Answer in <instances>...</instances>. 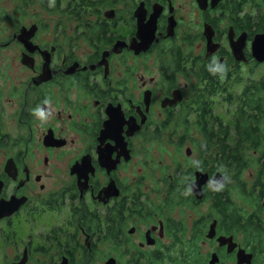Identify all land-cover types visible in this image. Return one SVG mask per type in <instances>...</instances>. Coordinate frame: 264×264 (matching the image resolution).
<instances>
[{
  "label": "flooded vegetation",
  "instance_id": "flooded-vegetation-1",
  "mask_svg": "<svg viewBox=\"0 0 264 264\" xmlns=\"http://www.w3.org/2000/svg\"><path fill=\"white\" fill-rule=\"evenodd\" d=\"M69 2L0 40V264H264V0Z\"/></svg>",
  "mask_w": 264,
  "mask_h": 264
},
{
  "label": "rangeland",
  "instance_id": "rangeland-1",
  "mask_svg": "<svg viewBox=\"0 0 264 264\" xmlns=\"http://www.w3.org/2000/svg\"><path fill=\"white\" fill-rule=\"evenodd\" d=\"M71 1L77 2L78 0H71ZM18 2L19 0H0V40L1 41H6L12 36L13 29H15L18 19L20 18L19 12L16 8ZM68 4H71L69 0H62V6L64 8H66ZM14 47L15 46L12 45L11 48L8 50H13ZM4 54L5 53H2V58ZM2 58H0V66L2 65V61H3ZM0 103H1V99H0ZM1 154L2 152L0 151V158H1Z\"/></svg>",
  "mask_w": 264,
  "mask_h": 264
},
{
  "label": "clouds",
  "instance_id": "clouds-1",
  "mask_svg": "<svg viewBox=\"0 0 264 264\" xmlns=\"http://www.w3.org/2000/svg\"><path fill=\"white\" fill-rule=\"evenodd\" d=\"M213 64L215 65V61H213ZM213 71H220V72H223V71H225V68H224V65H216L215 67H213V69H212ZM45 103H47V101H45ZM33 111H34V113L37 115V116H39V117H41V118H43L44 117V111L41 109V108H39V107H37V108H35V109H33ZM213 183H214V181L213 180H209L208 181V185L211 187L212 185H213ZM223 187V184H219V183H217L216 184V187L214 188V190H220L221 188ZM192 186H189V187H187L186 189H185V191H184V194L185 195H187V194H189L190 192H192Z\"/></svg>",
  "mask_w": 264,
  "mask_h": 264
},
{
  "label": "water",
  "instance_id": "water-1",
  "mask_svg": "<svg viewBox=\"0 0 264 264\" xmlns=\"http://www.w3.org/2000/svg\"><path fill=\"white\" fill-rule=\"evenodd\" d=\"M143 45V44H141ZM262 46L263 48L258 50V56H259V59L264 61V38H263V43H262Z\"/></svg>",
  "mask_w": 264,
  "mask_h": 264
}]
</instances>
